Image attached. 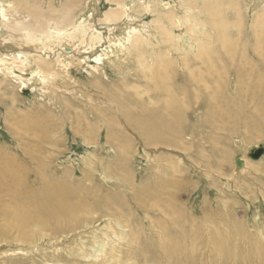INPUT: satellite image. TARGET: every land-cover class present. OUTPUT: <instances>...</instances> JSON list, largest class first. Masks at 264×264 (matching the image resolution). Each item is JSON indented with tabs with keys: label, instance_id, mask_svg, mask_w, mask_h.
<instances>
[{
	"label": "rangeland",
	"instance_id": "1",
	"mask_svg": "<svg viewBox=\"0 0 264 264\" xmlns=\"http://www.w3.org/2000/svg\"><path fill=\"white\" fill-rule=\"evenodd\" d=\"M35 1L28 0L30 4ZM49 1L44 0L46 8ZM53 1L58 7L65 0ZM230 1L199 0L196 4V34L202 39V45L206 44L213 51L215 59L228 61L227 65L236 62L247 70L250 67L246 62L248 57L253 64L264 59V36L260 44L251 23L253 11H250L251 17L244 16L245 20L242 22L237 13L231 12L236 10L230 9ZM152 8L150 17L157 19L162 8L158 4ZM138 12L144 13L143 9ZM205 23V33L202 34L203 29L200 27ZM262 31L260 29V33ZM164 46L150 45L141 51L133 50L131 55L121 56L120 60L109 63L107 75L102 72L99 74L100 86L93 85L94 78L88 76L82 68L65 73V85L75 87L83 93V96L73 94L76 99L73 95H68L70 107L63 102L59 104V101H47V98L42 101L28 99L26 91L19 93L14 83L0 81V86L4 87H0V95L3 94L0 96V162L4 164L5 160H10L8 165L13 169L20 163L28 166L31 171L27 176V185L34 190L36 197L43 196L49 183L55 184L53 187L62 189V192L64 190L65 198L72 204L70 211L79 213L81 217L83 212L85 215L87 213L86 205L89 208L96 203H99V207L87 215L88 219L95 212L99 216H118L119 210L124 213L121 214L125 215L123 218L126 220L147 215V220L144 217L142 223L131 221L133 229L140 226L144 229L141 236L146 230L150 238L153 234L156 235L157 230H168V224L172 225L176 216L181 228L190 230L191 224L182 219L191 212H195L200 218L208 211L214 214L227 213L229 218L224 220L227 228L230 227L234 215V219H237L234 225L247 226L250 231L248 233H253L257 238L261 255L253 252L252 238H247L246 241H250L245 245L244 242L241 243V247H244L242 250L247 252L251 249L252 255L256 256L254 262L264 264V194L248 177H240L234 172L236 160L248 158L256 161L250 157L248 151L255 146H264V119L260 117V126L257 128L246 129L244 125H238L229 131H216L221 121L217 118L210 125V121L204 119L205 114L211 111L207 106L197 110L189 109L190 113L185 117L188 118L186 123L189 127L185 135L179 137L181 145L184 148L186 146L185 150L176 147L175 142L148 139L134 121L127 119L128 112L134 114L140 122L141 117L147 118L155 112H166L167 96L164 98L153 79L160 63L167 61ZM142 51L145 52L139 54ZM218 66L222 71V64ZM261 94L264 98V89ZM105 100L111 102L110 109L102 111ZM253 107L251 103L244 110L248 115L257 113ZM98 109L106 111L105 114H101ZM122 118L128 123L126 126L129 129L121 125ZM145 146H154L157 152ZM89 152L97 162V173L93 172V177L87 176L88 170L80 156ZM87 157L91 158L90 155ZM182 159L184 161L180 164ZM261 162L256 163L258 172H264V162ZM104 174L110 177L112 175L113 180L107 179ZM254 180L260 183L261 178L254 176ZM120 181L124 184L125 181H133L137 187L142 186V189L137 190L139 195L123 188ZM234 181H238V185ZM145 184L146 188L143 187ZM238 186L241 187L240 191ZM109 196L113 197L111 205L104 206V200L107 202ZM3 199L9 201L8 197ZM27 211L31 214V209ZM45 215L47 214L43 213L41 217ZM21 217L7 218L0 214V264H63L57 259L66 255L71 244L76 239L78 241L85 231H89L82 228L81 224L59 231L58 227L55 229L57 221L49 215L45 220L32 221L22 226L17 223ZM209 220L207 225H210ZM91 222L100 227L105 220L92 219ZM201 227V231L206 229L205 224ZM184 228L179 231L182 233V246H185ZM171 230L177 229L172 227ZM152 239L157 242L156 237ZM206 247L204 249H209Z\"/></svg>",
	"mask_w": 264,
	"mask_h": 264
},
{
	"label": "bare ground",
	"instance_id": "2",
	"mask_svg": "<svg viewBox=\"0 0 264 264\" xmlns=\"http://www.w3.org/2000/svg\"><path fill=\"white\" fill-rule=\"evenodd\" d=\"M49 2L46 8L44 0H36L34 4H30L28 0H0V81L14 83L19 93L26 91L28 99L42 101L47 98V101H59V104L63 102L70 107L68 95L83 96V93L75 87L65 85V73L82 68L88 76L94 78L92 84L100 86L99 74L102 72L107 75L109 63L120 60L121 56L131 55L133 50L141 51L150 45H165L167 61L160 63L153 79L164 98L167 96L166 112L141 117L142 122L131 112L127 113V119L134 121L148 139L175 142L176 147L185 150L186 146L184 148L181 145L179 137L185 135L189 127L186 123L188 118L185 117L189 115V109L191 111L193 108L197 110L207 106L211 111L205 114L204 119L210 121V125L217 118L221 121L216 131H229L238 125H244L246 129L257 128L260 126V117L264 119V98L261 94L264 89V59L253 64L248 57L246 62L250 67L247 70L236 62L227 65L228 61L215 59L213 51L206 44L202 45V39L196 34V4L199 0H65L58 7L53 0ZM156 4L162 9L160 16L153 19L150 15L153 13L152 6ZM230 5V9L236 10L231 12L237 13L242 22L245 20L244 16L251 17L250 11H253V32L261 44L264 36V0H231ZM141 9L144 13L138 12ZM230 15L232 16L231 13ZM206 25L203 24L200 29ZM260 29L263 33H260ZM201 31L202 34L205 33V29ZM143 52L145 51L139 54ZM217 63L222 64V71ZM108 100H105L103 107L106 109L102 107V111L110 109L111 102ZM251 103L257 113L248 115L244 108ZM98 111L103 115L106 112ZM126 124L128 123L122 118L121 125L129 129ZM145 147L157 152L154 146ZM80 156L88 170L87 176L97 173L94 155L89 152ZM254 160L256 161L248 158L236 160L234 172L240 177H248L264 194V172H258L256 166L257 162H264V154L260 160ZM183 161L184 159L180 164ZM9 162L10 160H5L4 164L0 162V214L7 218L22 216L17 221L22 226L32 221L45 220L49 215L57 221L55 229L58 227L59 231L80 224L82 228L89 230L71 244L66 255L57 259L63 264H257L254 262L256 256L252 254L255 251L256 255H261L257 238L253 233H248L250 231L247 226H235L237 219H234V215L230 227H226L224 220L229 218L227 213L214 214L208 211L200 218L195 212H191L187 217H182V221L192 227L190 230L183 227L185 246L181 244L182 233L179 231L183 228L177 220L178 216L174 218L172 225L168 224V230H157L156 235L153 234L151 238L147 235L148 230L141 236L144 229L141 226L133 229L131 226V221L142 223L145 216L127 217V222L120 210L117 212L118 216H99L96 212L93 213V218L88 216L91 221H100V218L105 220L104 225L96 227L87 215L96 211L99 203L95 202L89 208L86 205L87 213L85 215L83 212L81 217L79 213L70 211L72 204L65 198L64 190L62 192V189L53 187L55 184H47L44 197H36L34 190L27 185L30 168L20 163L13 169L9 167ZM73 163L78 164L76 161ZM103 176L112 179V175ZM254 176L261 178L260 183L254 180ZM239 180L241 182V178ZM235 182L238 185V181ZM120 183L137 196V190L142 189V186L134 185L133 181H125L128 187L124 182ZM145 186L146 184L143 187ZM238 189L240 191L241 187ZM4 197H8L9 201H5ZM112 199L109 196L107 202L104 200V206H110ZM158 208L162 210L159 206ZM28 209H31V214ZM43 213L47 215L41 217ZM208 220L210 225H207ZM203 224L206 229L201 231L199 229H202ZM171 226L177 230L172 231ZM154 237L157 242L152 239ZM247 238L253 239V252L251 249L250 252L242 250L244 247H241V243L244 242L245 245L249 240L246 241ZM204 246L209 249H204Z\"/></svg>",
	"mask_w": 264,
	"mask_h": 264
},
{
	"label": "water",
	"instance_id": "3",
	"mask_svg": "<svg viewBox=\"0 0 264 264\" xmlns=\"http://www.w3.org/2000/svg\"><path fill=\"white\" fill-rule=\"evenodd\" d=\"M264 146L260 145L258 148H252L250 152L248 153L251 158L253 159H260L261 156L264 154Z\"/></svg>",
	"mask_w": 264,
	"mask_h": 264
}]
</instances>
